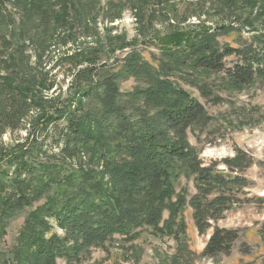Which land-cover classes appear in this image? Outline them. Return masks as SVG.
Listing matches in <instances>:
<instances>
[{"label": "trees", "instance_id": "16d2710c", "mask_svg": "<svg viewBox=\"0 0 264 264\" xmlns=\"http://www.w3.org/2000/svg\"><path fill=\"white\" fill-rule=\"evenodd\" d=\"M172 1L0 0V139L24 132L0 147V237L27 214L0 264L80 263L91 249L144 228L180 239L187 206L204 234L233 203L224 192L249 186L241 174L253 160L238 148L221 164H203L189 132L212 118L173 77L222 75V88L233 91L264 83V0H216L227 24L172 27L155 38L157 66L137 40L113 35V26L101 31L129 6L142 18L145 7ZM231 33L238 47L220 42ZM129 79L140 84L122 90ZM183 177L197 187L190 200L176 191ZM212 229L202 255L230 254L238 231ZM178 243L162 264H181L188 248Z\"/></svg>", "mask_w": 264, "mask_h": 264}, {"label": "rangeland", "instance_id": "374dc122", "mask_svg": "<svg viewBox=\"0 0 264 264\" xmlns=\"http://www.w3.org/2000/svg\"><path fill=\"white\" fill-rule=\"evenodd\" d=\"M124 1L102 0V4L106 6L109 2ZM222 9L224 11L216 0H174L163 6L151 4L145 7L142 19L137 18L129 6L120 20L112 25L101 23L100 27L104 33L107 27L113 26V35H124L130 42L137 40L146 60L157 66L152 58L160 55L156 37L169 33L172 27L184 28L189 23H198V19L210 27L227 24ZM152 13L155 17H152ZM247 15L245 13L243 17ZM247 31H244V36L249 38L252 34ZM237 40L238 35L235 33L220 38L221 43L232 47L239 46ZM185 74L187 77L174 76L173 81L196 98L212 118L206 128H195V131L189 132V141L197 149L203 164H221L225 158L235 155L236 148L253 160L252 166L241 174L249 186L241 190H226L224 193L227 196L234 197L231 201L233 203L226 207L221 220L211 222L212 228L216 226L238 231L239 239L234 243L231 253L219 257L202 255L213 235V229L200 234L194 222L193 209L187 206L182 214L186 228L180 239L159 234L153 228L139 229L134 232L133 238L126 239L117 235L102 246L91 249V255L80 263L73 264H162L165 259L168 261L169 257L178 254L181 249L178 243L180 240L188 248L180 257L181 264H264V83L255 84L243 91L224 90L221 86L222 75ZM58 76L66 81L69 78L67 69H61ZM189 76L195 77L194 82ZM139 84L129 79L122 84V90L131 91ZM195 84L206 86L211 97L203 95ZM23 136L24 132L7 135L0 139V147L11 145L13 139ZM219 170L232 175L223 165H220ZM232 176H237V173ZM175 187L178 194L187 192V200L197 193L193 180L184 177ZM26 215L25 212L19 214L0 237V255L15 247ZM168 216L169 213L165 212L164 220ZM58 232L62 234V231ZM57 264L69 263L62 259Z\"/></svg>", "mask_w": 264, "mask_h": 264}]
</instances>
